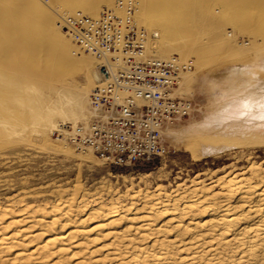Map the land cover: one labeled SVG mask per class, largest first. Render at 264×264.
Returning a JSON list of instances; mask_svg holds the SVG:
<instances>
[{"label": "rangeland", "instance_id": "374dc122", "mask_svg": "<svg viewBox=\"0 0 264 264\" xmlns=\"http://www.w3.org/2000/svg\"><path fill=\"white\" fill-rule=\"evenodd\" d=\"M139 1L142 10L136 20L145 31L158 34L152 42L156 54L176 55L194 64L177 91L179 98L192 103L193 110L164 131L170 152L163 160L123 167L78 153L54 134L60 125L88 114L87 97L98 84L97 62L89 55H74L75 46L56 28L57 13L81 12L87 0L0 3V242L25 230L14 240L15 247L0 255V264H117L119 259L108 252L113 240L106 235L122 231L126 222L104 217L107 213L97 207L133 205L141 211L159 203L162 210L181 209L196 195L220 194L224 201L230 182L256 185L264 178V130L254 129L263 117L264 100L225 98L233 110L229 115L244 117L245 122H223L216 112L219 93L212 91L207 79L216 63L254 57L264 48V7L256 8L249 0H186L187 17L177 19L167 38L161 24L154 25L152 20L162 13L150 8L148 0ZM227 1L233 2V9ZM98 2L99 9L109 8L114 0ZM48 31L61 38L73 61L60 54ZM45 107L55 111L50 121L35 122L33 116L46 113ZM181 197L184 202L178 201ZM233 202L236 205L238 199ZM52 208L58 210L53 213ZM68 208L72 223L59 218ZM196 209L189 218L207 220ZM53 220L59 221L54 228L67 224L63 232L75 230L83 220L87 221L84 227L94 231L76 237L80 246L69 249L62 259H28L39 245L29 240ZM155 220L160 225L167 221L156 216ZM175 238V233L167 236Z\"/></svg>", "mask_w": 264, "mask_h": 264}, {"label": "bare ground", "instance_id": "6f19581e", "mask_svg": "<svg viewBox=\"0 0 264 264\" xmlns=\"http://www.w3.org/2000/svg\"><path fill=\"white\" fill-rule=\"evenodd\" d=\"M2 1L4 2V0H0V3ZM188 2L186 0H183V2L180 0H148L150 8L154 9L156 13H162L155 14L152 20L154 25L157 24L159 26L161 24L159 28L161 27L160 30L164 37H171L179 17H187L185 13H187L189 8L188 4L190 2ZM251 2L256 8L264 7V0H249V3ZM138 3L139 11L136 17L140 15L139 13L142 10L139 0ZM226 3L229 9H233L232 1H227ZM99 8L98 0H87V3L81 7V12L93 16L101 10ZM4 21H7V19ZM4 28L1 29L3 30ZM5 31L8 30L4 29ZM58 31L61 32L60 35L62 37H66L60 29ZM48 32L52 42L59 47L60 54L66 59L72 60L69 58L67 46L61 38H58L56 34L50 31ZM2 34L4 36V33ZM8 34L11 33L8 31ZM8 41L10 42L11 39ZM73 53L74 55L76 54L75 51ZM234 58L216 63V66L214 65L215 67L207 76L212 91L219 93L220 103H217L218 109H216V112H218L219 117L221 116L220 119L223 122L234 120L236 122H245L244 117L229 115L233 110L227 100L232 95L237 98H247L251 103L264 100V48L254 57ZM225 98L227 100H224ZM262 103L264 104V102ZM52 113H55V111L50 107V109H46L44 114L38 112L35 115L36 117L33 116V119L35 122L43 118L50 121ZM63 113L62 111L61 115ZM85 117L86 114H83L75 121ZM257 123L254 129L264 130V114ZM234 183L230 182L228 184V194L224 196V201H222L223 197L221 198L220 194L212 196H204L203 194L204 197L193 195L194 197H192L191 201L181 209L175 207L173 210H162V204L159 203L148 204L141 211L134 210L135 208L132 207V204L130 208L126 207L127 209L114 206L97 207L98 211L107 213V216L104 217H119L118 222H126L125 229L122 231H111V233L106 235L113 240L112 248L108 251L109 253L111 252L109 256L119 259L117 264H173L175 262H178V264H264V178L260 184L256 185L251 183L239 185L236 181ZM236 199H238V203L233 205V201ZM184 200V197H181L178 201L184 202ZM195 209L197 212L200 211L204 217H207V220L194 222L193 218H189V214L193 213ZM56 210L58 208H52L51 212L54 213ZM71 212L68 208L60 214L59 218L68 220L71 218ZM155 216L158 217V221L160 219H167V221L165 220L166 222L162 225L157 224ZM57 222L59 221L53 220L42 225L40 233L29 240L30 243L38 241L39 245H37L36 250L29 254L28 259L36 257L35 259L40 262L54 256H57V259L60 257L62 259L66 256L69 249H75L80 246V243L75 241L76 237L82 234L89 235L94 231L93 229L87 230L84 227L86 220L77 222L75 230H70L69 232H63V228L67 224H60L57 228H54ZM70 222L72 223L73 221L71 220ZM21 233H25V230L4 237L2 242H0V255H6L15 247L14 240ZM171 233H175L176 238L168 240L167 236ZM132 249L133 251H131Z\"/></svg>", "mask_w": 264, "mask_h": 264}, {"label": "built area", "instance_id": "2783aa9c", "mask_svg": "<svg viewBox=\"0 0 264 264\" xmlns=\"http://www.w3.org/2000/svg\"><path fill=\"white\" fill-rule=\"evenodd\" d=\"M138 11L137 0H114L94 16L76 11L57 13L56 19L75 53L97 62L99 75L88 96L89 113L60 125L56 140L118 167L163 160L170 152L164 131L193 110L177 96L193 62L157 55L152 45L157 34L138 25Z\"/></svg>", "mask_w": 264, "mask_h": 264}]
</instances>
